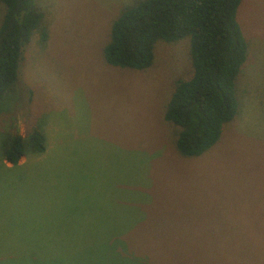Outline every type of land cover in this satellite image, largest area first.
Returning a JSON list of instances; mask_svg holds the SVG:
<instances>
[{
    "label": "rangeland",
    "instance_id": "rangeland-1",
    "mask_svg": "<svg viewBox=\"0 0 264 264\" xmlns=\"http://www.w3.org/2000/svg\"><path fill=\"white\" fill-rule=\"evenodd\" d=\"M138 1L36 0L47 40L31 37L0 100V264H264V0L236 12L239 112L195 157L163 118L191 73L188 39L158 41L143 70L103 59L111 22ZM36 126L45 150L3 161L7 134Z\"/></svg>",
    "mask_w": 264,
    "mask_h": 264
},
{
    "label": "trees",
    "instance_id": "trees-1",
    "mask_svg": "<svg viewBox=\"0 0 264 264\" xmlns=\"http://www.w3.org/2000/svg\"><path fill=\"white\" fill-rule=\"evenodd\" d=\"M0 100L16 84L24 46L35 35L44 44L48 22L36 0H0ZM241 0H140L111 22L102 56L111 66L143 70L158 41L188 39L191 73L177 78L164 103L163 118L175 127L173 144L182 157H195L213 146L222 127L239 112L247 90L236 81L247 58V40L236 18ZM44 133L33 127L26 136L9 133L1 158L17 164L23 155L45 150ZM235 241L236 238H234Z\"/></svg>",
    "mask_w": 264,
    "mask_h": 264
}]
</instances>
